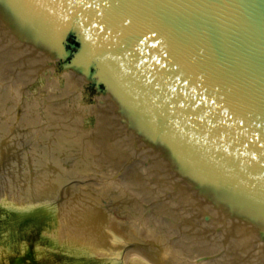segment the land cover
Here are the masks:
<instances>
[{
	"label": "water",
	"instance_id": "water-1",
	"mask_svg": "<svg viewBox=\"0 0 264 264\" xmlns=\"http://www.w3.org/2000/svg\"><path fill=\"white\" fill-rule=\"evenodd\" d=\"M0 244L264 264V0H0Z\"/></svg>",
	"mask_w": 264,
	"mask_h": 264
},
{
	"label": "rangeland",
	"instance_id": "rangeland-1",
	"mask_svg": "<svg viewBox=\"0 0 264 264\" xmlns=\"http://www.w3.org/2000/svg\"><path fill=\"white\" fill-rule=\"evenodd\" d=\"M129 258L130 257H127L125 259L126 264H139L137 262H131V261L129 262ZM0 264H33V263L29 261L16 262L14 260H11L5 246L0 244Z\"/></svg>",
	"mask_w": 264,
	"mask_h": 264
},
{
	"label": "bare ground",
	"instance_id": "bare-ground-1",
	"mask_svg": "<svg viewBox=\"0 0 264 264\" xmlns=\"http://www.w3.org/2000/svg\"><path fill=\"white\" fill-rule=\"evenodd\" d=\"M130 257L129 258V262H137L139 264H153L151 263L150 261H148L147 259L143 258V257H140L138 255H131V256H128Z\"/></svg>",
	"mask_w": 264,
	"mask_h": 264
}]
</instances>
